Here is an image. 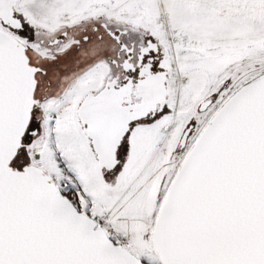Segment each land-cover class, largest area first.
I'll list each match as a JSON object with an SVG mask.
<instances>
[{"label": "snow or ice", "instance_id": "obj_1", "mask_svg": "<svg viewBox=\"0 0 264 264\" xmlns=\"http://www.w3.org/2000/svg\"><path fill=\"white\" fill-rule=\"evenodd\" d=\"M0 264H264V0H0Z\"/></svg>", "mask_w": 264, "mask_h": 264}]
</instances>
